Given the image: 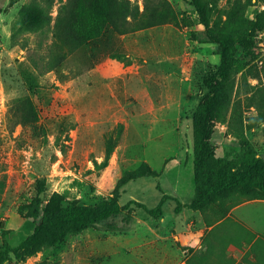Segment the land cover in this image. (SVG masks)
<instances>
[{"label": "rangeland", "instance_id": "obj_1", "mask_svg": "<svg viewBox=\"0 0 264 264\" xmlns=\"http://www.w3.org/2000/svg\"><path fill=\"white\" fill-rule=\"evenodd\" d=\"M131 1L144 11L145 0ZM168 1L176 22L126 34L108 26L49 71L44 59L55 50L53 36L64 3L57 2L52 22L34 33L21 24L22 10L34 0H0V222L10 230L12 247L34 232L35 222L21 210L42 180L46 203L55 196L62 202L97 204L116 191L122 206L135 200L151 209L165 192L182 201L194 198L192 117L207 78L221 64V52L208 40L196 8L200 0ZM234 1H207L212 26L226 19ZM252 3L250 16L264 10V0ZM41 26L37 21L32 25ZM237 58L242 133L235 136L229 123L220 121L211 140L221 158L236 160L249 152L264 159V122L255 124L258 111L243 94L247 83H259L246 74L264 67V31L251 54L241 49ZM111 137L117 144L104 167ZM144 163L158 174L122 183ZM245 199L233 196L199 215L181 213L178 218L172 200L164 203L161 217L132 204L129 226L125 213L32 256L12 253L5 264H160L161 253L176 242L188 246L187 239L202 246L187 264H264V239L228 217L234 207L250 201ZM164 226L170 231L167 242L157 234ZM186 229L183 244L175 235ZM250 240L257 241L255 250L250 251Z\"/></svg>", "mask_w": 264, "mask_h": 264}, {"label": "trees", "instance_id": "obj_2", "mask_svg": "<svg viewBox=\"0 0 264 264\" xmlns=\"http://www.w3.org/2000/svg\"><path fill=\"white\" fill-rule=\"evenodd\" d=\"M207 1L200 0L196 3V8L208 40L220 48L221 64L207 78V90L192 117L194 198L183 203L164 193L159 205L151 209L135 200L122 206L119 201L120 193L116 191L111 199L97 204H84L77 200L62 202L55 196L46 203L42 195L45 181L42 180L38 183L37 195L21 210L25 217L35 222L34 232L18 246L12 247L7 240L10 230L4 222H0L3 239L0 264H5L12 253L17 258L32 256L44 248L60 244L69 235L80 234L125 213V226H129L133 215V209L130 208L132 204L153 217H161L163 205L168 200L176 202L177 213L185 208L203 212L233 196H242L245 200H264V159L249 152L236 160L221 158L211 140L213 128L220 121L228 122L235 136L242 133L240 123L243 122L244 100L236 94L240 89L239 74L242 72L237 53L242 49L247 55L251 54L255 38L259 32L264 31V10L250 16L248 13L252 0H235L226 19H220L212 26L209 18L211 6ZM57 2L64 4L59 10L53 36L55 50H50L49 59H44V62L47 60L45 70L49 71L61 65L77 49L101 36L108 26L118 34H126L178 20L177 13L168 0H145L143 12L131 0H34V4L22 10V26L34 33L43 32L41 29L52 22L51 10ZM36 21L42 26L32 27ZM246 75L259 81L251 87L247 83V89L243 93L248 106L258 111V115L252 117V120L259 124L264 122V67L249 68ZM252 89L254 90L251 91ZM116 144L114 138L108 140L104 167L107 166ZM157 174L148 163H144L137 170L129 172L122 183ZM249 242L252 243L250 251L255 250L257 241Z\"/></svg>", "mask_w": 264, "mask_h": 264}, {"label": "crops", "instance_id": "obj_3", "mask_svg": "<svg viewBox=\"0 0 264 264\" xmlns=\"http://www.w3.org/2000/svg\"><path fill=\"white\" fill-rule=\"evenodd\" d=\"M165 194H168V192H165ZM178 199L180 200V197ZM182 202L187 203L189 201L184 200ZM191 212H193L194 214L198 212V215L201 214L199 211L185 208L181 212L178 213L176 212L177 218H178V214L182 213L185 216L191 214ZM228 217L234 218L236 222L245 225L249 229L253 230L258 235V237L264 239V200L255 199V200L243 202L242 204H239L238 206L234 207L229 213ZM162 220L165 221L166 218L164 217ZM204 225L206 226V223H204ZM185 231L189 232L186 229L183 230L182 232H179L178 233L179 236L175 235L176 236L175 238L177 240H182L183 244H185V241L183 240V237L186 236V234L184 233ZM157 234L159 236L158 238L167 242L169 239L170 231L166 226H164L159 229ZM186 243L188 245L186 247H182L177 242H176V246L170 245L168 253L165 251L161 253L160 264H187V261L190 258H192L194 255H196L200 249H202L201 245L195 246V243H193L191 239H187ZM167 256L169 259H167ZM164 257L166 259L165 261L162 260Z\"/></svg>", "mask_w": 264, "mask_h": 264}]
</instances>
